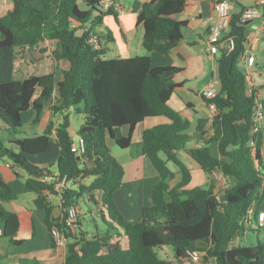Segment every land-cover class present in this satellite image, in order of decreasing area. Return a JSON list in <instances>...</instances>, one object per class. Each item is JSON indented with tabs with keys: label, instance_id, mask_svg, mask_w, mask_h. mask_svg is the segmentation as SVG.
<instances>
[{
	"label": "trees",
	"instance_id": "1",
	"mask_svg": "<svg viewBox=\"0 0 264 264\" xmlns=\"http://www.w3.org/2000/svg\"><path fill=\"white\" fill-rule=\"evenodd\" d=\"M102 1L13 0V9L0 17V120L4 125L0 126V159L22 169L27 175L26 188L44 197L52 245L57 246L53 228L68 236L63 264H177L160 256L164 246L172 248L177 260L198 252L206 264H264L263 241L233 243L248 228L245 220L251 206L257 220L264 198L263 138L260 132H251L256 94L248 91L240 67L247 42L246 9L231 14L227 37L234 38L235 47L229 52L220 47L219 88L213 98L205 96L208 104L215 103L218 108L208 138L203 119L198 133L192 135L188 132L190 121L170 105L180 86L174 76L181 68L153 65L148 55L108 59L102 43L96 48L89 41L90 34L103 26L106 15L116 20L119 15L114 6L105 8ZM186 4L187 0H144L137 23L144 27L147 50L170 58L187 25L182 19ZM261 11L264 17V6ZM46 41L55 45L54 59L67 61L68 67L17 77V57ZM48 104L60 119L55 127L60 152L54 169L40 164L52 142L54 125L36 136L22 131L23 114L32 109V123L38 124ZM73 113L84 116L76 133L84 142L80 152L72 151ZM156 116H165L169 122L144 130L142 151L159 178L151 204L142 209L137 220L129 221L114 199L124 182L125 168L112 155L110 140L127 149L136 125ZM252 138L254 146L250 145ZM192 140L204 142L188 147ZM181 150L207 174L205 186L189 187L191 168L180 156ZM169 162L175 164V170ZM214 172L230 179L220 191L222 196L215 191ZM86 179L91 181L85 183ZM63 181L65 185L56 190ZM54 194L61 199L59 215L49 199ZM16 198L17 193L0 175V264H40L28 258L12 260L24 244L19 235L25 220L4 203ZM81 198H87V204L99 211L106 224L104 232L99 233L96 225L95 233L90 234L83 229L80 216L75 230L67 227L66 209L79 207ZM124 238L127 247L122 245Z\"/></svg>",
	"mask_w": 264,
	"mask_h": 264
},
{
	"label": "crops",
	"instance_id": "2",
	"mask_svg": "<svg viewBox=\"0 0 264 264\" xmlns=\"http://www.w3.org/2000/svg\"><path fill=\"white\" fill-rule=\"evenodd\" d=\"M216 1L218 0H187L182 17L183 20L187 21V25L183 28L182 40L172 50L170 58L155 51H149L143 46L144 27L142 24L137 23V17L144 0H119L122 10L118 11L119 15L116 20V29L112 26H106L104 23L105 27L98 28L96 32L101 38L102 45L106 47L107 51L112 52V58L148 55L153 65L172 64L181 68V71L174 76V81L180 86L175 89L170 99V105L190 121V129L188 132L192 135L198 133L199 121L203 119L205 129L208 131V138L213 132L212 124L215 113L206 102L204 92L212 85L216 92L219 88L217 68L220 53L212 54L209 50V31L216 17L214 10ZM226 1L229 3L231 14H239L243 10L256 5L259 0ZM13 7V0H0V17L12 10ZM250 20V23L246 24L248 31L246 50L244 57L240 60V67L244 73L249 74L252 78V90L258 95L261 101L260 109L263 111V117L260 121V135L263 138L262 155L264 156V17L262 15L261 17L250 18ZM104 21H106L105 18ZM107 25H111L108 20ZM108 33H110L111 39ZM51 43L53 42H44V44ZM51 50L52 48L48 52L51 53ZM248 56L255 57L253 65L247 64L246 57ZM61 62H66V66H63L62 70L68 67L67 61H59L57 63L61 64ZM58 64L53 66V70ZM57 77L60 80L62 74H58ZM54 98H57V94ZM49 106L50 104H48ZM46 109L41 120L42 122L40 121L41 123L46 118ZM29 111L31 112L30 118L32 123L34 112L30 109L25 113ZM25 113L23 114V119ZM52 119L54 120V127H56L60 119L55 114ZM71 119L72 126L70 131L73 136H77L76 133L79 126L83 123L84 116L81 115L78 122L74 120V115L71 116ZM167 122H169V119L165 116L145 118L143 122L136 125L130 146L116 157L125 168V177L122 186L114 193V199L123 216H126L125 218H128L129 221L137 220L142 213V209L151 204L152 190L159 178L151 161L142 151L143 132L147 128ZM0 126L4 127L1 120ZM34 132V134L28 136L42 134L38 131ZM203 142V140L201 142L192 140L188 144V147H198ZM59 152L56 130L53 129L52 142L48 153L42 157L44 161L40 164L53 165L52 168L54 169ZM181 153L185 159H190V156L185 150H181L179 154ZM189 167L191 168L192 174L189 187L205 186L209 182L207 174L197 163ZM127 169L132 172L127 174ZM0 175L17 193L15 200L4 203L6 208L19 212L25 220V227L19 235V238L24 239V244L13 254V262H15L14 260L16 258L21 257L38 261L40 264H63L66 256V248L52 245L45 224L46 201L44 197L40 194L30 192L25 186L27 178L25 172L19 167H12L10 162L5 159H0ZM213 178L215 191L220 194V191L230 182V179L218 172L213 174ZM179 179L180 176L178 175L176 180ZM90 181L89 179L84 180L85 183H89ZM174 183L172 182V184ZM147 186L149 187L147 188ZM220 196L222 195L220 194ZM57 198L59 199V197H53V204L56 206L54 210L55 214L59 215L61 214V203L60 199L58 201ZM260 209L264 210V201L261 203ZM92 210L91 208L90 211ZM255 226L253 216L251 223L248 224V228L253 229ZM256 239H259V235H257ZM123 242H127V239L124 238L122 240L123 247H127V243L124 244ZM160 250L172 256L170 259H167L172 263L203 264L201 259L195 260L192 256L177 260L170 246H164Z\"/></svg>",
	"mask_w": 264,
	"mask_h": 264
},
{
	"label": "built area",
	"instance_id": "3",
	"mask_svg": "<svg viewBox=\"0 0 264 264\" xmlns=\"http://www.w3.org/2000/svg\"><path fill=\"white\" fill-rule=\"evenodd\" d=\"M102 4L105 8H109L111 6H114L117 11H121L122 7L120 3L114 2V0H103ZM264 6V0H259L258 3L252 7L247 8L243 13V20L244 19H250L253 17H261V7ZM214 10L216 12V17L214 20L213 25L210 28L209 31V50L212 54H217L220 52V47H225L227 51H231L235 47V41L233 37H227V32L230 28V19H231V11L229 3L226 0H218L216 1L214 5ZM89 41L96 47L99 48L101 46V39L99 34L97 33H91L89 36ZM244 57V54L242 55L241 59ZM246 61L248 65H253L255 61L254 56H248L246 57ZM246 74V73H245ZM246 77V83L248 87L249 92H254L252 90L253 81L252 78L249 76V74L245 75ZM255 93V92H254ZM204 95L207 98H213L216 95V90L214 89L213 85L210 86L208 89L205 90ZM256 111L253 116L254 125L252 128V135H256L260 132L261 126L260 121L263 117V111L260 109L261 107V101L259 100L258 95L256 94ZM210 108L215 113V115L218 113V108L215 103H209ZM202 145V144H201ZM199 145V146H201ZM250 145H255V139H250ZM84 149V142L79 136H74L73 143H72V151L74 152H80ZM217 173V172H214ZM64 181L56 186V190H60L62 186H64ZM264 186V182H263ZM53 197H59L60 196L54 194L50 195L49 199L51 202H53ZM61 203V199H60ZM80 213V209L77 206H70L66 209V214L64 216L65 223L67 227H69L71 230H75L76 226L75 223L78 219ZM255 214V208L254 206H251L248 210V215L246 217V224H250L252 221V218ZM256 226L259 228H264V210H260L257 215V220L255 221ZM53 237L56 240V244L59 247L66 248L69 243V238L66 235L65 232H62L58 228H53L52 230ZM195 260L200 259V253L193 252L191 254Z\"/></svg>",
	"mask_w": 264,
	"mask_h": 264
},
{
	"label": "rangeland",
	"instance_id": "4",
	"mask_svg": "<svg viewBox=\"0 0 264 264\" xmlns=\"http://www.w3.org/2000/svg\"><path fill=\"white\" fill-rule=\"evenodd\" d=\"M105 20L106 21H104V23L106 24V26H112L113 28L116 29L117 23H116V19L113 15H106ZM107 20L110 22L111 25H107ZM103 27H105L104 24L100 28H103ZM109 28H111V27H109ZM117 36H119V35H117ZM54 47H55L54 43H51V44H44L43 43L38 48L25 52L23 56H21V57L18 56L17 61H16V68H17L16 76L19 78H22V77H25V76L32 74V73L40 75L41 73L44 74V72H51L53 70V66L58 64L56 62V60L54 59V57L52 56V50L54 49ZM50 48H52V50L50 51L51 53L48 52V50ZM43 50H45V51H43ZM112 56H113L112 52L107 51L105 57L106 58H112ZM63 66H66V62H61V64H58L56 67H58V69H60V68L62 69ZM30 115H31L30 111L28 113H25V115H24L22 131H25V132L27 131V132L26 133L24 132L23 135H26V134L32 135L35 133L34 131H38L39 133H43L49 124L54 125V120L52 119L54 113H53L50 106L49 107L47 106L46 118H45V120H43V123H41L42 122L41 121L38 124H32ZM73 115H74V120L76 122H78L81 115L76 114V113H73ZM54 129H55V127H54ZM110 147L112 150L111 153L115 158L119 155V153H122L125 151V149H122L119 146H117L115 144V142L112 140H110ZM180 155L189 166L196 164V162L192 158L185 159V157L183 156L182 153ZM169 167L172 168L173 170L176 169L175 164L172 162H169ZM126 172L128 174L129 172L131 173L132 171L131 170L129 171V169H127ZM175 181H173V183ZM148 187L149 186H147V188ZM58 201H59V199H58ZM87 201H88L87 198H84V199L81 198L79 200V209H80L79 215H80V220L83 224V229L88 231L90 234H93L96 231L95 226L97 225L98 226V232L99 233L104 232L105 228H106V224L103 222L102 218L100 217L99 211L96 212V210H97L96 207L88 205ZM263 201H264V198L261 201V203ZM91 208L93 209L92 211H90ZM125 219L129 220L128 218H125ZM257 235H259V239L264 242V228H258L257 226H255V227H253V229L248 228L246 235L243 238H240V237L236 238L233 243L234 244L241 243V244H246V245H255V244H257V239H256ZM245 237H246V239H245ZM123 243L125 244L127 242H123ZM159 253H160V256L162 258H165V259H170L172 257L170 254L168 255V253H164L163 250H159ZM202 263L206 264L203 261H202Z\"/></svg>",
	"mask_w": 264,
	"mask_h": 264
},
{
	"label": "water",
	"instance_id": "5",
	"mask_svg": "<svg viewBox=\"0 0 264 264\" xmlns=\"http://www.w3.org/2000/svg\"><path fill=\"white\" fill-rule=\"evenodd\" d=\"M250 19L246 21V24H249L250 23ZM246 34H248V31L246 32Z\"/></svg>",
	"mask_w": 264,
	"mask_h": 264
}]
</instances>
